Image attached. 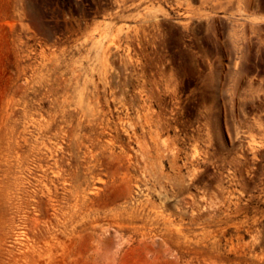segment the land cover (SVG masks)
Segmentation results:
<instances>
[{
  "label": "rangeland",
  "instance_id": "1",
  "mask_svg": "<svg viewBox=\"0 0 264 264\" xmlns=\"http://www.w3.org/2000/svg\"><path fill=\"white\" fill-rule=\"evenodd\" d=\"M0 264H264V0H0Z\"/></svg>",
  "mask_w": 264,
  "mask_h": 264
}]
</instances>
